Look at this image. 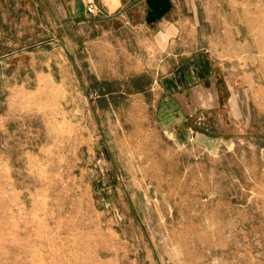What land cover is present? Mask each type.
<instances>
[{
  "label": "rangeland",
  "instance_id": "374dc122",
  "mask_svg": "<svg viewBox=\"0 0 264 264\" xmlns=\"http://www.w3.org/2000/svg\"><path fill=\"white\" fill-rule=\"evenodd\" d=\"M178 2L235 118L162 120V57L0 9V264H264V0Z\"/></svg>",
  "mask_w": 264,
  "mask_h": 264
},
{
  "label": "crops",
  "instance_id": "0c3cea01",
  "mask_svg": "<svg viewBox=\"0 0 264 264\" xmlns=\"http://www.w3.org/2000/svg\"><path fill=\"white\" fill-rule=\"evenodd\" d=\"M90 2L101 12L89 13ZM8 7L19 8L26 19H44L56 30L73 24L88 34L102 24L103 33L113 35L141 66H154L162 57L151 84L163 94L162 120L184 121L222 105L234 118L240 112L230 85L226 82V96L217 85L222 77L211 74L210 56L196 47L195 19L184 16L178 0H0V9Z\"/></svg>",
  "mask_w": 264,
  "mask_h": 264
},
{
  "label": "built area",
  "instance_id": "2783aa9c",
  "mask_svg": "<svg viewBox=\"0 0 264 264\" xmlns=\"http://www.w3.org/2000/svg\"><path fill=\"white\" fill-rule=\"evenodd\" d=\"M87 11L89 13H100V9L93 3V2H90L87 6Z\"/></svg>",
  "mask_w": 264,
  "mask_h": 264
}]
</instances>
